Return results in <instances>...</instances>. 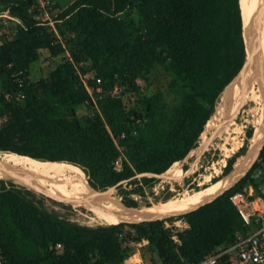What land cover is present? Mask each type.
<instances>
[{"label":"trees","instance_id":"obj_1","mask_svg":"<svg viewBox=\"0 0 264 264\" xmlns=\"http://www.w3.org/2000/svg\"><path fill=\"white\" fill-rule=\"evenodd\" d=\"M34 2L0 0V16L8 12L12 18L0 17V76L8 91L25 96L21 105L0 96V153L75 164L94 192L124 182L117 187L118 197L129 208H140L136 196H147V189L154 196L159 180L135 177L166 174L198 147L224 90L245 63L240 0H75L65 9L55 3L54 10L61 9L55 18L60 39L29 14ZM132 11L141 17L140 24L125 19ZM6 21L13 24L9 30ZM43 52L64 56L63 61L46 77L18 89L11 74L29 71ZM86 59L91 68L81 69L94 90L97 108L83 81L77 80L76 65ZM157 66L172 76L171 103L158 92L128 108L110 95L119 81L131 87L148 81ZM83 106L92 114L80 120L78 110ZM134 118L143 122L137 134ZM226 125L222 134H228ZM254 130L247 131L250 145ZM114 138L127 158L120 171L114 169L121 155ZM234 163L229 160V171ZM263 163L264 148L233 188L179 217L190 226L181 234L179 248L165 228L166 220L82 226L48 211L45 197L0 181V257L5 264H123L124 242L135 229V238H148V248L162 264L199 262L217 246L230 245L246 234L231 196L253 187L264 197L254 178L257 171L263 176Z\"/></svg>","mask_w":264,"mask_h":264},{"label":"bare ground","instance_id":"obj_2","mask_svg":"<svg viewBox=\"0 0 264 264\" xmlns=\"http://www.w3.org/2000/svg\"><path fill=\"white\" fill-rule=\"evenodd\" d=\"M254 3L260 12L263 24L262 46L264 56V0H254ZM246 6L247 3L244 0L245 37L249 46L251 42L250 32L248 31L250 19L247 15ZM229 96H231V99L227 105L219 110L208 124L207 136L203 142L204 151L211 146L226 123L239 111L255 106L256 117L255 133L248 154L224 180L222 179L206 190L188 194L183 199L180 198L181 200L164 202L144 209L129 208L124 203H115L103 197V195L96 204H84L80 207L92 212L107 223L119 225L121 223L138 224L144 220L180 216L216 200L225 190L249 172L264 145V62L261 72L252 66L242 80L227 88L224 100ZM0 177L35 186L40 191L69 203H75L77 200L97 194V191L94 192L89 189L86 174L83 170L75 164L65 162H44L28 156L4 154L0 156ZM30 180L35 181L45 190L32 184Z\"/></svg>","mask_w":264,"mask_h":264},{"label":"rangeland","instance_id":"obj_3","mask_svg":"<svg viewBox=\"0 0 264 264\" xmlns=\"http://www.w3.org/2000/svg\"><path fill=\"white\" fill-rule=\"evenodd\" d=\"M73 1L75 0H54V4L57 3L61 6V9H65ZM61 9L54 10L53 8L54 15H58ZM125 19L132 20L136 24H140L141 21V17L137 13V11L130 12L129 16L125 17ZM5 23L7 25V30L11 29V27L13 26V24L9 21H6ZM63 58L64 56L52 57L48 52H43L40 60L32 64L30 67V82H36L46 77L59 64H61ZM85 65L91 67V62L89 63V61H87ZM147 79L148 81H138V85L140 88V96L138 100L134 102L126 101L125 104L128 108H133L137 106L145 96H150L158 92H163L170 103L173 101V97L168 93V87L171 83L172 76L168 74L162 67H155L149 74ZM238 81L239 80H236L233 84L237 83ZM221 102L222 97L219 105L221 104ZM91 114L92 110L86 106H83L78 110V116L80 120L83 117L89 116ZM237 114L238 113H236L230 119V121L226 123V126H228V128H226L228 134H222L224 129L223 128L220 135L217 136L211 146L205 151L202 164L201 155L199 154V148L202 143L201 140L198 147L196 148L197 150L194 149L184 161L180 162L179 166H177L170 172L164 174V177L166 179L157 178L159 181L154 184V196L150 195L148 189L147 196H136L140 204V208L136 209H144L164 202L181 200L188 194H192L196 191H199L200 189L206 190L210 188L213 184L220 182L222 179L224 180V175L226 173H232L238 161L241 158L244 159V157L248 154L250 148V138H248L247 131L251 127H253V130L255 128L256 108L255 106H252L251 108L242 111L241 114ZM253 132L255 133V130ZM246 142H248L249 144L247 152L245 155L240 156V150L246 146ZM4 154L7 153H0V156ZM259 157L260 155L257 157L254 164L259 160ZM231 159H233L235 163L233 169L229 171V160ZM186 167H188L187 171L184 170ZM262 170H264V163L262 164ZM187 176L190 177L185 178ZM214 178H216L218 181L214 182ZM30 181L32 184L44 189L35 181ZM167 187H169V189H166ZM38 196L45 197L40 194H38ZM103 197H106L118 204L121 202L123 203V201L118 197V190H110L103 194ZM45 198V208L48 211L57 214L58 216L64 219L70 220L71 222L89 227H97L101 225L103 226L110 224L102 219H99L95 214L80 206L65 208L61 206L60 203L55 201L53 202V200L51 201L47 197ZM177 221L178 219H174L173 221L166 220V222L170 226H175L174 222ZM143 256L147 264H162L157 254L149 248L143 251Z\"/></svg>","mask_w":264,"mask_h":264},{"label":"built area","instance_id":"obj_4","mask_svg":"<svg viewBox=\"0 0 264 264\" xmlns=\"http://www.w3.org/2000/svg\"><path fill=\"white\" fill-rule=\"evenodd\" d=\"M54 0H35V2L29 8V14L33 16L34 20L38 25L49 27L50 31H53L57 37L60 39L54 15ZM0 17L12 19L9 17L8 12L4 13ZM15 20V19H13ZM18 22L17 20H15ZM3 43L0 41V46ZM69 60L72 58L69 52L66 53ZM90 60H84L77 64V80L83 81V84L89 91L92 102L96 106L95 99L93 97L94 90L89 88L87 82L84 79V74L81 68L89 70L91 67L86 66V62ZM27 69H18L11 74V80L15 83L18 89L24 88L30 83V76L28 75ZM100 83V80L98 81ZM98 88L97 91H100ZM110 95L113 98L121 99L125 103L126 101H136L140 96V88L138 82L135 87H131L129 84H124L122 81L117 82L110 91ZM0 96H3L7 102L16 104H23L25 101L24 95H19L16 97L14 92L7 90V85L4 78L0 76ZM135 129L134 134H137L138 129L142 127L143 122L141 119L134 118ZM126 134L121 136L124 139ZM115 144L117 145L121 155L114 162V169L117 171L122 170L123 162L127 161L125 155V148L120 145L119 139H115ZM264 177V170H263ZM231 202L237 209L238 214L243 220V225L247 229L246 234H239L235 241L230 245L217 246L215 250L203 259L196 263L180 262L172 264H264V197L257 194L253 187L246 188L244 191L236 192L231 196ZM177 222H174L175 226H170L165 221V228L171 232V240L176 248L182 246L181 234H183L187 229H189V224L186 220L181 218ZM173 221V220H172ZM131 237L127 238L124 242V248L127 249L125 254V259L123 264H147L143 251L150 246V241L148 238L136 239L135 229H130ZM126 233L121 235L124 239ZM57 249H62L61 245L57 246ZM0 264H5V261L0 257Z\"/></svg>","mask_w":264,"mask_h":264},{"label":"water","instance_id":"obj_5","mask_svg":"<svg viewBox=\"0 0 264 264\" xmlns=\"http://www.w3.org/2000/svg\"><path fill=\"white\" fill-rule=\"evenodd\" d=\"M241 1L242 0H240V5H241V13H242V19H243V33H244V40H245V45H246L247 57H246V60H245V63L243 65V67L241 68V70L239 71V73L237 74V76L231 81V83L224 90V93L222 95L223 96L222 97V102H221L220 105H218L215 114L219 110H221L224 106H226L227 103L229 102V100L231 99V96H229V97H227L224 100V94H225L227 88H229L234 81H236V80H242L246 76V74H247L248 70L250 69V67H252V66L256 70H258L259 72H261L262 71V68H263V62H264L263 46H262V40H263V36H262V33H263V24H262V19H261V16H260V12L258 11L257 6L254 3V0H246V3H247V6H246L247 7V15H248V17L250 19V25L248 26V28H249L248 31L250 32V36H251V42H250V45L248 46L247 45V42H246V37H245V22H244V15H243V9H242V2ZM207 132H208V125H207V127H206V129H205V131H204V133L202 135V143H201V146L199 148L200 149L199 150L200 151V155H201V164H202V161H203V158H204V153H205V151L203 150V147H204L203 146V142H204L205 137L207 136ZM263 148H264V145L262 146V148H261L258 156L260 155V153L263 150ZM201 164H200V166H201ZM251 168H250V170H251ZM193 175H191V176H193ZM142 177L165 178L164 177V174L157 175V174H150V173L140 174V175H137L135 178H142ZM189 177L190 176H187L185 178H189ZM254 178H255L256 184L259 186V189L264 194V177L262 176L261 172H258L257 171L254 174ZM241 180H239L238 182H240ZM0 181L6 182L8 184H13V185H16V186L25 188L27 190L33 191L35 193H38V194H40L42 196H45V197L53 200L55 202H58L60 204H63V205L69 206V207H77V206L84 205V204H96L97 202H99V199L101 198V196L103 194H105L106 192H108L110 190L111 191H116L117 190V187L120 184H123L124 183V182H121L117 186L111 187V188H109L106 191H98V190H96L97 191V194H94V195H92L90 197H87V198H84V199H81V200H77V202H75V203H69V202H65V201L59 200L57 198H54V197H52V196H50V195H48V194L40 191L35 186H30V185H27L25 183H22V182H19V181H16V180L6 179V178H2V177H0ZM237 183H235L233 186L229 187L223 193H225L229 189L233 188ZM209 203H211V202H208L206 204H209ZM206 204H204V205H206ZM204 205H202V206H204ZM201 207H199V208H201ZM199 208H197L195 210H192L190 212L196 211ZM190 212H188V213H190ZM185 214H187V213H185ZM182 215H184V214H182ZM182 215H180V216H182ZM180 216H173V217H169V218H165V219H150V220H144V221H142L140 223H144V222H154V221H158V220H170V219H174V218H179Z\"/></svg>","mask_w":264,"mask_h":264},{"label":"crops","instance_id":"obj_6","mask_svg":"<svg viewBox=\"0 0 264 264\" xmlns=\"http://www.w3.org/2000/svg\"><path fill=\"white\" fill-rule=\"evenodd\" d=\"M30 76V75H29Z\"/></svg>","mask_w":264,"mask_h":264}]
</instances>
